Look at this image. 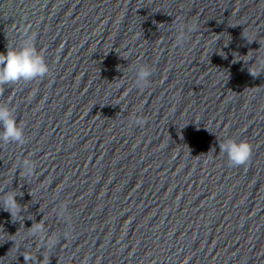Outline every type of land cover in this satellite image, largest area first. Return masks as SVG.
<instances>
[{"label":"water","instance_id":"1","mask_svg":"<svg viewBox=\"0 0 264 264\" xmlns=\"http://www.w3.org/2000/svg\"><path fill=\"white\" fill-rule=\"evenodd\" d=\"M177 22L198 26L183 47ZM25 32L50 73L0 88L26 138L0 144L22 207L0 208V264H264V0H0V52Z\"/></svg>","mask_w":264,"mask_h":264},{"label":"clouds","instance_id":"2","mask_svg":"<svg viewBox=\"0 0 264 264\" xmlns=\"http://www.w3.org/2000/svg\"><path fill=\"white\" fill-rule=\"evenodd\" d=\"M198 26L196 23L177 22L175 26V43L178 47H183L191 33L196 32ZM36 33L25 32L23 39L18 47H7L6 53L0 52V88L4 85L16 84L21 81L31 82L36 79H42L50 73L49 65L43 52L36 47ZM264 68V62L261 63ZM250 71V70H249ZM255 77V73L250 71ZM153 75V69L146 64H138L135 67V85L138 88L149 86L150 77ZM134 123L140 125L144 121L134 119ZM0 144L15 143L23 145L26 143L24 128L17 122L14 115V109L6 103H0ZM219 153L226 154L230 166L239 167L247 165L252 156V146L249 142L237 141L233 138H226L222 142L218 141ZM20 174L24 178H29L35 173L36 165L28 158H25L18 165ZM15 191H6L0 198V208L8 212L13 222L15 217L20 215L22 207L18 203ZM67 205H62L57 212L71 226V217L66 215ZM32 235H40L41 242L44 246L54 247L59 237L48 238L45 236L44 226L41 223L32 224ZM28 262L30 257L24 256Z\"/></svg>","mask_w":264,"mask_h":264}]
</instances>
